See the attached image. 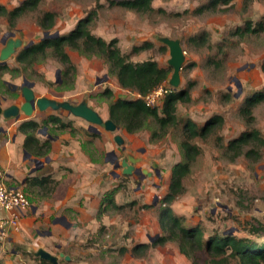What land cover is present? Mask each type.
<instances>
[{
	"label": "rangeland",
	"instance_id": "1",
	"mask_svg": "<svg viewBox=\"0 0 264 264\" xmlns=\"http://www.w3.org/2000/svg\"><path fill=\"white\" fill-rule=\"evenodd\" d=\"M23 1L0 0V5L11 9ZM111 1L43 0L37 9L17 19L15 26L0 16V50L4 46L1 39L7 32L13 31L25 44L38 42L54 34L70 32L81 18L96 11L91 23L95 35L106 40L116 39L122 53L129 54L132 61L152 58L161 66L171 68V76L169 48L158 38H180L186 59L178 88L189 86L191 100L178 104L179 118H191L202 124L212 115L220 114L224 124L216 134L190 139L198 150L189 157L180 147L186 137L181 123L170 127L162 137L152 136L157 129L154 123L133 133L121 126L116 131L99 127L100 136H92L93 144L81 143L87 157L64 161L60 160L62 153L58 151L55 156L59 160L52 158L55 164L49 163L44 170L51 176L44 192L35 187V195H28L30 204L34 200L43 206L46 201L50 207L44 211V218L41 214L37 217L40 231L50 229L55 233L49 238L50 242L46 240L48 246L56 251L55 245L62 244V250L74 257V261L67 264H192L193 258L180 251L176 240L151 245L138 255L131 251L136 245L151 244L164 234L159 224L164 205L182 216L184 223L201 227L205 237L229 233L264 241V149L259 159L244 155L232 158V152H226L219 145L252 128L260 129L264 136V99L254 101L253 119L247 121L240 112L246 98L264 92V0H232L219 4L217 11L198 10L211 0H153L151 12L131 10ZM46 11L56 13L55 23L49 29L39 24ZM248 23L257 30H246ZM239 27L243 28L242 33H237ZM203 33H207V40H191ZM145 41L154 45L135 53L133 47ZM48 51L44 59L31 66L10 58L8 67L0 70V93L6 94L1 82L16 83L19 89L28 82L39 96L69 100L74 104L87 99L105 118L111 100L100 96L105 89H112L114 97L133 96L120 89L103 58L69 48L76 73L68 75L73 77L72 84L67 83L66 88L60 89L58 83H63L62 70L66 66ZM13 100L19 102L17 97ZM53 113L70 121L72 126L81 123L64 130L50 126L47 131L53 135L69 131L74 137L78 135L79 140L89 135L86 130L89 122L65 110H35L29 118L41 120ZM24 116L22 113L18 117ZM117 133L124 138V145L115 142ZM219 136L222 141L218 140ZM111 151L118 154L119 160L128 152L142 160L131 174H123L122 167H115L110 159L106 160ZM179 161L190 164V171L183 179L184 191L166 204L163 197L169 192L172 168ZM142 168L151 175L146 176ZM34 174H38V170ZM109 196L117 207L111 205ZM57 204L61 206L56 207ZM62 214L71 222L68 230L52 223L53 218ZM192 257L196 264L209 260L201 250H195Z\"/></svg>",
	"mask_w": 264,
	"mask_h": 264
},
{
	"label": "trees",
	"instance_id": "2",
	"mask_svg": "<svg viewBox=\"0 0 264 264\" xmlns=\"http://www.w3.org/2000/svg\"><path fill=\"white\" fill-rule=\"evenodd\" d=\"M43 0H24L20 5L8 9L0 5V16L6 17L11 26H15L16 20L29 11L38 8ZM153 0H112L111 2L121 5L131 10L139 12H151L154 10ZM232 0H211L208 4L198 8L199 11L210 9L217 11L219 4H228ZM96 11L81 18L74 28L64 34H58L53 37H46L33 43L28 48L21 49L17 55V62L31 66L40 62L50 53L64 66L62 70L64 75L63 83H58L60 89L66 88L67 83L72 84L75 76V64L72 62L67 49L77 50L87 56H99L109 64V71L113 74L120 87L138 94L135 98L114 97L113 90L105 89L100 96L108 101L109 118L112 119L119 127L125 128L126 131L133 133L149 127L151 123L157 126L152 132L153 137H162L170 127H176L181 123V127L186 133L185 139L181 142L180 147L190 156L197 152V147L190 142L194 138H206L211 134H216L218 129L224 124V117L220 114H214L204 123L199 124L191 118L180 119L177 114L178 104L191 100L190 87L174 88L167 93L160 105L148 106L144 97L155 87L162 83H168L171 68L161 66L156 60L148 58L142 61H132L129 54H124L120 50L117 40H106L101 36L95 35L91 30V23L94 20ZM56 13L51 11L44 12L39 24L43 29L51 28L55 23ZM255 31L257 27L247 24L246 30ZM237 33H242L243 28L236 29ZM192 41L207 40V33L191 37ZM151 41H145L141 45L133 47V51L140 52L145 48L152 47ZM164 45H162L161 48ZM7 64L0 65V70L6 69ZM17 71H19L17 69ZM71 73V76H68ZM61 81V80H60ZM9 96L18 95L16 91H11L6 83L1 82ZM230 98V94L227 95ZM264 99V92L254 93L253 97L246 98L245 103L240 108L243 116L247 121L253 119L251 107L255 102ZM56 127L58 129L73 128L70 121L66 122L61 117L50 114L41 121L35 119H26L18 127L25 134L24 148L37 156H46L50 152V140L41 142L37 137V130L42 127ZM98 136L97 133H92ZM222 141V137H218ZM226 152H232V158L244 155L249 158L259 159L262 157L264 149V136L260 129L252 128L245 130L238 136L229 139L226 144H221ZM187 157V158H188ZM190 171V164L187 161H179L172 168L169 192L163 197V202L170 204L179 194L184 191L183 179ZM42 181V182H41ZM48 179L42 178L39 182L46 183ZM109 201L113 207L118 205L109 196ZM159 224L164 234L155 238L150 243H140L132 248V253L138 255L146 252L152 245H164L168 241H178L179 249L188 257L193 258L192 264H196V259L192 257L195 250H201L208 255L209 260L204 259L203 264H264V241L256 242L249 237H237L226 233L224 235L211 234L204 236L203 229L198 225L184 223L183 217L173 212L171 207L161 206ZM190 248V250H189ZM191 251H193L191 253Z\"/></svg>",
	"mask_w": 264,
	"mask_h": 264
},
{
	"label": "crops",
	"instance_id": "3",
	"mask_svg": "<svg viewBox=\"0 0 264 264\" xmlns=\"http://www.w3.org/2000/svg\"><path fill=\"white\" fill-rule=\"evenodd\" d=\"M21 49H23V48L21 47V48L17 49L16 52L14 53V55H12L10 58L15 57V60H16V55ZM6 64H7V62H6ZM4 82L6 83V85L9 87V89L11 91H16L18 93V95L11 98V95L9 96L8 91H6V94L0 93V97H6V99L3 100V102H2L3 107H7L11 104L21 103L23 101V97L21 94V88L20 89L17 88L18 86L16 85V83L8 84L6 81H4ZM120 89H123V88L120 87ZM124 90L132 93V95H133L130 97L128 96L127 98H135L138 96V94L135 92H131V91L126 90V89H124ZM34 91H35V89H34ZM35 93L37 95L36 91H35ZM37 96H39V95H37ZM42 96H45V95H42ZM16 97L19 99V102L16 100H13ZM119 97H122V96L119 95ZM122 98H124V97H122ZM71 103H73V102H71ZM89 105H90V103H89ZM99 114L104 119L109 118L108 107L106 108V115H107L106 118L104 117L105 115L103 116L102 113L99 112ZM55 115H57L63 119V117L61 115H59V114H55ZM47 116H45L43 118H46ZM19 118L20 117H18V118L14 117L11 119H6V118L0 116V168L5 173V182L7 183V185H9L11 187L22 188L23 190H25V192H27V195H29V196L35 195V194H33L35 192L34 191L35 187H38L41 190H43L45 188V186L51 180V176L49 174H47V172L44 170H46V168H47L46 166L49 163L51 165L55 164L56 161L52 162V158L55 157V158H57V160H59V158L55 156L58 151H60L62 153L60 160L72 161V160H76V158H82V157L85 158L86 155L81 148L82 147L81 143L82 142H90L93 144L94 138L92 136H94V135L92 133H97L99 135L98 132H92L88 129L90 124L88 125V127H86L84 125L86 127L87 133L89 135L86 134L85 138H83L82 140H79L78 135H76L74 137L71 134V132H69V131L61 133V134L53 135L52 133L47 131L49 129V127L42 126L37 130V137L39 138V140L41 142H44L46 140H50V145H51L50 152L46 156H37V155H34V154L29 152L31 154L29 156L26 154V152H25L26 149L24 148L25 134L23 132H21L18 129V127L24 120L30 119V118H26V116L21 117V119H19ZM77 118H79V117H77ZM35 120L41 121L40 119H35ZM66 122H68V121H66ZM78 124H81V123L78 122ZM77 125H75L73 123V127H75ZM69 129H71V128H69ZM123 149H124V146H123ZM140 151L143 152L144 150L141 149ZM47 156L50 157V160L45 161L44 165L39 167V169H37L38 174H34L37 171V170H35L34 172L32 171V169L35 167V161L34 160L35 159L44 160ZM135 156H137V155H135ZM43 157H44V159H43ZM125 157H127V154ZM137 157H140V156H137ZM106 160H107V158H106ZM141 160H142V157H141ZM143 169L144 168L141 169L142 172H143ZM135 170H136V165H135ZM43 171H44V173H41ZM157 173L159 174V172H157ZM146 176H150V175H146ZM44 177H46L48 179V181L44 184L42 183V185H41L39 181ZM43 192H44V190H43ZM43 203L44 204L42 206L38 202L35 203L33 200L32 203L29 205V207L23 211V215H22L21 221H20L21 226L19 227V229L17 231L12 232L11 235L7 239H5V240L0 239V264H12V263L13 264H40L42 262L44 264H52L51 262L44 260V259H41L38 255H36V251L39 248H43V249L49 251L50 253H52L53 255L59 256V264H67V263H72L74 261V257L70 253L62 250V248H61L62 244L57 243L55 245V247L57 248L56 251H54L50 246H48V243L50 242L49 238L53 237L55 235V233L50 229H44L43 231H40V229H39V225L37 224L39 221H37V217L39 216V214H41L40 217L44 218V216H45L44 211L46 209L50 208L48 206V204L46 203V201H43ZM98 205H99V201L97 203V206ZM60 206L61 205H58V204L56 205V207H60ZM62 217H65V220L62 219ZM52 223L54 225L55 224L63 225L67 230L71 227V222L69 221V219L67 218V216L65 214H62V215H59V216H56L55 218H53ZM32 226H33V228H32ZM46 240H49V242H47ZM20 248H24V250L22 251V249H20ZM61 252H63L65 255H69L70 260H66L64 257H61L60 256ZM23 253H25V254H23Z\"/></svg>",
	"mask_w": 264,
	"mask_h": 264
},
{
	"label": "water",
	"instance_id": "4",
	"mask_svg": "<svg viewBox=\"0 0 264 264\" xmlns=\"http://www.w3.org/2000/svg\"><path fill=\"white\" fill-rule=\"evenodd\" d=\"M58 34H54L56 36ZM163 44L167 45L169 48L170 57L168 59V64L173 68V72L169 78V84L174 88H178L181 83V70L183 68V63L185 62V50L182 45L180 38H171L168 36H161L158 38ZM23 39L19 36H16L13 32H8L4 35L2 42H4L3 48L0 50V64L6 63L7 60L14 55L17 49L21 47L27 48L31 43L23 46ZM60 70L57 71V78H59ZM240 87V84H238ZM241 91V88L239 89ZM21 94L23 101L19 104H11L7 107H3L2 102L6 97H0V116L6 119L18 118L22 113L29 118L32 116L35 110L41 112L46 111L47 109H52L54 111L65 110L70 112L73 116L82 118L89 122V130L92 132H97L98 127H103L108 131H116L119 129V126L110 118L104 119L97 110L91 107L87 101L84 99L77 104L71 103L69 100H58L50 98L47 96H37L34 89L30 83L25 82L21 87ZM114 140L118 145H124V138L119 133L114 135ZM143 150V149H142ZM27 155H31L29 152L25 151ZM110 153H115L111 151ZM50 157L47 156L44 160L35 159V167L32 169H39L43 166L45 161H49ZM141 160V157H137L132 153H127V157H123L122 160L116 161L115 167H122L123 174H131L135 170V165L138 161ZM113 163V160H111ZM159 172L158 169H156ZM143 172L146 175H151V172L147 171L145 168ZM113 173L116 175L115 171ZM65 220V217H62ZM41 259L47 260L52 264H59V256L53 255L49 251L39 248L36 251ZM61 257H64L66 260H70L69 255H65L63 252L60 253Z\"/></svg>",
	"mask_w": 264,
	"mask_h": 264
},
{
	"label": "built area",
	"instance_id": "5",
	"mask_svg": "<svg viewBox=\"0 0 264 264\" xmlns=\"http://www.w3.org/2000/svg\"><path fill=\"white\" fill-rule=\"evenodd\" d=\"M173 89L169 82L158 85L144 97L146 104L160 105L165 95ZM29 205L27 193L22 188L7 185L5 173L0 168V239H7L19 229L23 211Z\"/></svg>",
	"mask_w": 264,
	"mask_h": 264
},
{
	"label": "flooded vegetation",
	"instance_id": "6",
	"mask_svg": "<svg viewBox=\"0 0 264 264\" xmlns=\"http://www.w3.org/2000/svg\"><path fill=\"white\" fill-rule=\"evenodd\" d=\"M10 32H13V31H10ZM8 33V32H7ZM14 33V32H13ZM4 35H6V33L4 34ZM4 35H3V37H2V39L4 38ZM2 39H1V41H2ZM3 44H4V42H2ZM31 44L30 45H32L33 43H35V42H30ZM26 44H28V43H26ZM25 44V42L23 41V46H25L26 45ZM29 45V46H30ZM28 46V47H29ZM27 47V48H28ZM22 48H25V47H22ZM3 64H6V63H1L0 65H3ZM107 159H110V160H113V163H115L116 161H118L119 160V156H118V154L115 152V153H110V154H108L107 155Z\"/></svg>",
	"mask_w": 264,
	"mask_h": 264
}]
</instances>
